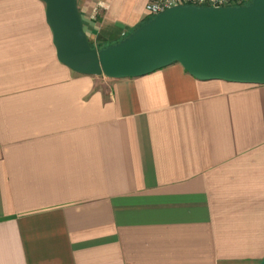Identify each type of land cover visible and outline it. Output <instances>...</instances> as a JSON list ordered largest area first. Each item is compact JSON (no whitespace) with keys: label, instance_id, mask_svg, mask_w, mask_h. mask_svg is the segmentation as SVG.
<instances>
[{"label":"crops","instance_id":"0c3cea01","mask_svg":"<svg viewBox=\"0 0 264 264\" xmlns=\"http://www.w3.org/2000/svg\"><path fill=\"white\" fill-rule=\"evenodd\" d=\"M147 0H76L101 48ZM264 85L173 62L124 78L58 61L41 0H0V264H257Z\"/></svg>","mask_w":264,"mask_h":264},{"label":"water","instance_id":"95a60500","mask_svg":"<svg viewBox=\"0 0 264 264\" xmlns=\"http://www.w3.org/2000/svg\"><path fill=\"white\" fill-rule=\"evenodd\" d=\"M41 1L55 56L76 73L136 77L176 62L198 80L264 85V0L170 6L101 48L89 44L76 0Z\"/></svg>","mask_w":264,"mask_h":264},{"label":"built area","instance_id":"2783aa9c","mask_svg":"<svg viewBox=\"0 0 264 264\" xmlns=\"http://www.w3.org/2000/svg\"><path fill=\"white\" fill-rule=\"evenodd\" d=\"M250 0H147L144 11L147 18L154 16L161 10L174 5H196V6H239L246 5Z\"/></svg>","mask_w":264,"mask_h":264},{"label":"trees","instance_id":"16d2710c","mask_svg":"<svg viewBox=\"0 0 264 264\" xmlns=\"http://www.w3.org/2000/svg\"><path fill=\"white\" fill-rule=\"evenodd\" d=\"M146 19H147V18H144V19L142 20V22H144ZM142 22H141V23H142ZM141 23H140V24H141Z\"/></svg>","mask_w":264,"mask_h":264}]
</instances>
